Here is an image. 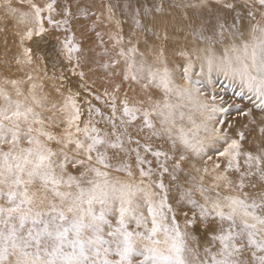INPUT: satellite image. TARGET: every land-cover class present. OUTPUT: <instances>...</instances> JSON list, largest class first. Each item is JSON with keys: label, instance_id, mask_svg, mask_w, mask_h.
<instances>
[{"label": "snow or ice", "instance_id": "snow-or-ice-1", "mask_svg": "<svg viewBox=\"0 0 264 264\" xmlns=\"http://www.w3.org/2000/svg\"><path fill=\"white\" fill-rule=\"evenodd\" d=\"M0 264H264V0H0Z\"/></svg>", "mask_w": 264, "mask_h": 264}]
</instances>
